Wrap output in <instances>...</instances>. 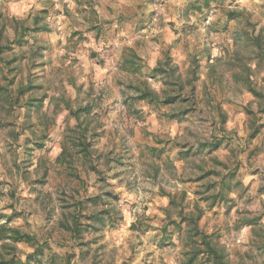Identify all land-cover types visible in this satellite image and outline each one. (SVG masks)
I'll return each instance as SVG.
<instances>
[{"label": "rangeland", "instance_id": "obj_1", "mask_svg": "<svg viewBox=\"0 0 264 264\" xmlns=\"http://www.w3.org/2000/svg\"><path fill=\"white\" fill-rule=\"evenodd\" d=\"M20 1L0 0L23 26L0 30V261L264 264V60L230 54L247 20L264 44V0H91L98 25L86 0Z\"/></svg>", "mask_w": 264, "mask_h": 264}, {"label": "trees", "instance_id": "obj_2", "mask_svg": "<svg viewBox=\"0 0 264 264\" xmlns=\"http://www.w3.org/2000/svg\"><path fill=\"white\" fill-rule=\"evenodd\" d=\"M204 1H205V5L209 7L213 1L216 3L219 0H204ZM198 7H199V9L201 8L200 5ZM233 12L234 11H232L229 14L230 19H238L236 16H234ZM0 19H1V14H0ZM13 22H14L13 18H12V20H9V19L2 20L0 30L3 31L4 29H6L7 25H11L12 27H15V29L17 30V34L19 33V35H23L22 31H18L19 29H21V30L23 29L22 22L18 21V20H17L16 24H14ZM11 23H13V25ZM246 25H250L248 20H247V22H245L244 28L236 29L234 31L235 32V35L233 36L234 47H233V51L230 53L231 57H232L231 59H233L231 61L234 62L233 67L240 68L241 72H242L241 75L244 72H249L250 70H252L251 65L249 63H247L246 61H244V57L242 54L244 50H248L250 48L251 49L256 48V49L260 50V52L262 53L261 56L264 60V44L261 41V35H254L253 33H250L249 28ZM24 29L27 30L28 28L24 27ZM17 40L20 41L21 39H17ZM5 47H6V45L3 46L0 43V55H1V52L4 51ZM170 62H171V60H168L167 63H164V61L161 60V61H159V64L155 67L154 70L158 73H162V74L167 73V75H170L169 69L167 68L168 67L167 65H171V64H169ZM173 69L174 70L177 69V66H174ZM195 69L197 70V67ZM177 76H178V78H177L178 80H176V83L178 85V91H176V90H174L173 92L165 91V94H167V96H165L166 98L161 99V101L168 100V102H173L175 100V98L181 97V95H182L181 90H183L185 82L182 81V77L180 74H177ZM248 81H250V83H251L249 76H248ZM252 89H253V93H255V95H259V96L262 95L261 92H256V89H254V88H252ZM150 92L153 93V95H155V92H152L150 90H144L143 92H141V97L143 99L146 98ZM82 110H86V108L84 107V108H82ZM261 111L264 112V97H263V100L261 102ZM87 132H88L87 126L84 128H81L80 133H81V137L83 138V140H81V139L79 140L80 141L79 146H80L81 153L85 154L86 156H88L91 152L90 151L91 141L90 140L84 141V137L86 139ZM223 194L224 193L222 191H220L217 194H212V197L215 199V198H217ZM179 203H180L179 198L172 197L171 201H170V206L177 207L179 205ZM180 214L183 217L182 222L189 221V223L191 225V231L189 233L196 232L197 236H198V234H203V230L200 228V225H199V218L202 214L201 210H198L197 212L190 211L188 213H184L183 208H182L180 210ZM190 236H191L192 242L196 245V246H194L195 247L193 249L194 253H192V254L198 255L200 253V251L202 250L201 248H199L200 244H197V242H195V237L193 235H190ZM205 245H208V251L210 252V254H214L216 258L221 257V255H218L220 250L216 246H214L210 241H206V239H205ZM4 261L5 260H1L0 264H3ZM18 261H19V259L17 260V262L13 263V260L11 259V260L6 261V263L7 264L8 263L9 264L10 263L17 264ZM23 264H26V263L24 262Z\"/></svg>", "mask_w": 264, "mask_h": 264}, {"label": "crops", "instance_id": "obj_3", "mask_svg": "<svg viewBox=\"0 0 264 264\" xmlns=\"http://www.w3.org/2000/svg\"><path fill=\"white\" fill-rule=\"evenodd\" d=\"M38 0H22V2L19 4H21L20 6H18V9H20L21 11H24L26 9V6L27 7H32L35 5L36 7L39 6V4L37 2ZM85 1V0H84ZM91 0H86L85 1V8L89 9V12H88V17L89 19H91V15L93 14V20L96 21V19H98V22L96 21L95 22V25H98L100 23V19L102 21V11H101V8L99 7L98 3L97 4H93L92 2H90ZM89 3V4H88ZM88 4V5H87Z\"/></svg>", "mask_w": 264, "mask_h": 264}, {"label": "built area", "instance_id": "obj_4", "mask_svg": "<svg viewBox=\"0 0 264 264\" xmlns=\"http://www.w3.org/2000/svg\"><path fill=\"white\" fill-rule=\"evenodd\" d=\"M59 1H64V2H67V0H59Z\"/></svg>", "mask_w": 264, "mask_h": 264}]
</instances>
